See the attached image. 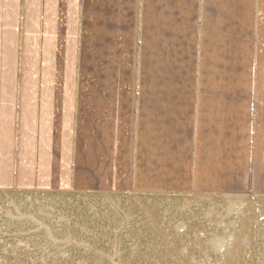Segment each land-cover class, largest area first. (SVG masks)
<instances>
[{
	"label": "crops",
	"instance_id": "0c3cea01",
	"mask_svg": "<svg viewBox=\"0 0 264 264\" xmlns=\"http://www.w3.org/2000/svg\"><path fill=\"white\" fill-rule=\"evenodd\" d=\"M0 192L264 201V0H0Z\"/></svg>",
	"mask_w": 264,
	"mask_h": 264
},
{
	"label": "rangeland",
	"instance_id": "374dc122",
	"mask_svg": "<svg viewBox=\"0 0 264 264\" xmlns=\"http://www.w3.org/2000/svg\"><path fill=\"white\" fill-rule=\"evenodd\" d=\"M0 264H264V201L0 192Z\"/></svg>",
	"mask_w": 264,
	"mask_h": 264
}]
</instances>
